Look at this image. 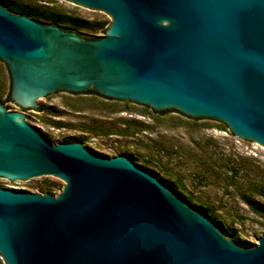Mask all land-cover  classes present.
<instances>
[{
	"label": "water",
	"instance_id": "1",
	"mask_svg": "<svg viewBox=\"0 0 264 264\" xmlns=\"http://www.w3.org/2000/svg\"><path fill=\"white\" fill-rule=\"evenodd\" d=\"M70 1L107 12L105 34L86 38L0 5V60L18 107L62 116L42 100L97 92L225 122L264 146V0ZM89 143L55 144L0 103V180L65 182L56 195L0 186L6 264H264V234L254 245L237 228L234 243L224 219L164 173ZM253 201L264 214V202Z\"/></svg>",
	"mask_w": 264,
	"mask_h": 264
},
{
	"label": "rangeland",
	"instance_id": "2",
	"mask_svg": "<svg viewBox=\"0 0 264 264\" xmlns=\"http://www.w3.org/2000/svg\"><path fill=\"white\" fill-rule=\"evenodd\" d=\"M102 24L103 36L112 21L107 12H90L70 0H19ZM10 75L0 60V102L23 112L55 144L90 137L100 154L140 157L142 164L164 173L195 205L224 219L233 242L237 228L256 245L264 234V214L253 200L264 202V146L249 144L225 122L194 120L182 112L158 114L143 104L119 103L101 94L81 97L59 92L42 100L62 116L31 114L8 100ZM65 182L44 178L19 185L0 180L4 189L60 193ZM253 199V200H252ZM0 264H6L0 254Z\"/></svg>",
	"mask_w": 264,
	"mask_h": 264
},
{
	"label": "trees",
	"instance_id": "3",
	"mask_svg": "<svg viewBox=\"0 0 264 264\" xmlns=\"http://www.w3.org/2000/svg\"><path fill=\"white\" fill-rule=\"evenodd\" d=\"M0 5L12 13L25 15L40 23L52 24L64 30L76 31L80 34L85 32L96 35L98 33V29H100L102 25L101 23L95 24L94 22H89L83 18L67 15L52 8L34 4L32 2H22L19 0H0ZM105 30L106 29L102 30L104 34Z\"/></svg>",
	"mask_w": 264,
	"mask_h": 264
},
{
	"label": "flooded vegetation",
	"instance_id": "4",
	"mask_svg": "<svg viewBox=\"0 0 264 264\" xmlns=\"http://www.w3.org/2000/svg\"><path fill=\"white\" fill-rule=\"evenodd\" d=\"M76 32V31H75ZM78 33V32H77ZM78 34H80V33H78ZM81 35V34H80ZM82 36V35H81ZM87 38V37H86ZM88 91H92V92H95V91H93V90H88ZM86 92V91H85ZM71 93V92H70ZM95 93H97V92H95ZM105 97V96H104ZM108 98V97H107ZM9 101H10V99H9ZM0 103H3V102H0ZM4 104V103H3ZM5 106V105H4ZM5 108H6V110L7 111H10L6 106H5ZM20 108V107H19Z\"/></svg>",
	"mask_w": 264,
	"mask_h": 264
}]
</instances>
